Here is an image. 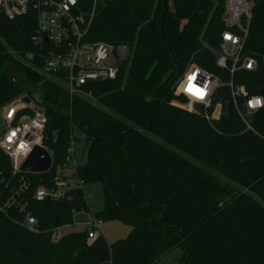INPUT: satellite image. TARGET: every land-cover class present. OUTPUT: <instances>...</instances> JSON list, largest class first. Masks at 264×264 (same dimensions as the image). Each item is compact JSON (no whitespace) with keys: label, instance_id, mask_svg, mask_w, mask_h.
Masks as SVG:
<instances>
[{"label":"trees","instance_id":"trees-1","mask_svg":"<svg viewBox=\"0 0 264 264\" xmlns=\"http://www.w3.org/2000/svg\"><path fill=\"white\" fill-rule=\"evenodd\" d=\"M226 1L79 0L78 14L93 13L85 42L131 49L115 79L84 87L91 97H70L40 65L22 60L35 50L34 12L0 14V110L26 95L46 117L42 146L52 166L28 174L31 190L51 192L56 179L100 183L104 207L94 218L130 227L112 243L88 239L85 230L52 243L49 231L72 225L85 208L81 190L72 188L30 203L36 229L23 228L16 212L0 213V264H156L174 251V264H264V107L251 119L253 133L233 109L208 122L174 104L186 102L175 85L190 65L229 80L215 64ZM244 53L256 68L236 71L233 81L264 99V0H253ZM29 87L39 89L36 97ZM217 94L223 104L230 99L226 88ZM72 140L82 151L68 173ZM0 171H10L1 152Z\"/></svg>","mask_w":264,"mask_h":264},{"label":"built area","instance_id":"built-area-1","mask_svg":"<svg viewBox=\"0 0 264 264\" xmlns=\"http://www.w3.org/2000/svg\"><path fill=\"white\" fill-rule=\"evenodd\" d=\"M78 2L79 0H0V14L13 19L34 12L37 28L31 42L35 50L24 54V61L36 68L40 65V70L46 76L54 78L59 84L62 83L70 97H91L90 93L84 91V87L115 79L120 67L129 60L131 49L125 44L85 42L83 38L93 13L88 18L78 14ZM252 6L253 0L226 1V31L221 35L215 64L217 68L229 74V80L223 81L197 65H190L175 85V93L184 97L187 105L174 104L189 112H197L196 106L201 105L202 110L197 113H202L210 122L222 117L224 104L220 102L217 92L226 88L230 98L229 113L230 109H233L245 131L255 133L251 119L264 107V99L250 95L243 85L233 81L236 71H252L257 65L253 57L244 53ZM214 95L217 96L218 103L213 101ZM24 98L11 101L0 110V152L10 162L9 172L0 171V213H18V222L30 231L37 226L30 210L32 201L60 198L66 190H82L83 184L78 180L56 179L55 189L51 192L41 186L31 190L28 177L30 173H23L20 168L34 147H43L46 117L31 101L23 102ZM254 98L260 99L259 106H255ZM250 101L253 106H250ZM209 109L212 110L211 113ZM26 110H31L32 115H27L24 112ZM78 164L76 143L72 140L63 168L72 173ZM70 182H73V185H70ZM101 224V220L93 219L89 225L83 226L88 239L96 237ZM67 226L50 230V241L59 242L65 235L62 230Z\"/></svg>","mask_w":264,"mask_h":264},{"label":"rangeland","instance_id":"rangeland-1","mask_svg":"<svg viewBox=\"0 0 264 264\" xmlns=\"http://www.w3.org/2000/svg\"><path fill=\"white\" fill-rule=\"evenodd\" d=\"M22 60H24L23 57ZM8 72L10 73V76L15 80V74L13 72V69L9 68ZM60 84L62 85V83ZM29 90L33 92V95L35 97L39 93V89H37V87H29ZM20 97H26V95ZM178 104L180 106H186L187 101L184 103L178 102ZM156 140L158 141V139ZM81 147L82 146L80 144L76 145V151L78 157H80L81 155V151H82ZM219 179L221 180L222 184L230 191L234 192L235 189L237 188L231 182L220 176ZM70 185H73V182H70ZM81 192H82L85 208L80 210L74 215L73 224L65 227L62 230L63 234L83 230V226L89 225L92 222V220L95 219L94 216L96 214L101 213L103 210L104 196L102 191V185L100 183L85 184L82 186ZM129 232H130V227L128 225H125L121 221L116 219H109V220L103 219L102 224L99 227V230L96 232V236L101 235L108 243H112L116 240L124 239L125 237L128 236ZM178 254H179L178 251H174L165 258L161 259L156 264H174L175 258Z\"/></svg>","mask_w":264,"mask_h":264},{"label":"water","instance_id":"water-1","mask_svg":"<svg viewBox=\"0 0 264 264\" xmlns=\"http://www.w3.org/2000/svg\"><path fill=\"white\" fill-rule=\"evenodd\" d=\"M213 101L218 103V98L216 95L213 96ZM23 102L29 103L30 99L25 97ZM197 112H201L202 107L201 105L196 106ZM218 108H216L215 114H217ZM230 115L229 113V103L226 101L223 106L222 117L228 118ZM52 166V159L48 151H46L43 147L36 146L27 157V159L23 162L20 170L23 173H36L42 174L50 170ZM79 196L76 195L74 198H78Z\"/></svg>","mask_w":264,"mask_h":264},{"label":"clouds","instance_id":"clouds-1","mask_svg":"<svg viewBox=\"0 0 264 264\" xmlns=\"http://www.w3.org/2000/svg\"><path fill=\"white\" fill-rule=\"evenodd\" d=\"M73 2H74V0H73ZM254 100H255V106H259L261 104V101L259 98H254ZM249 104H250V106H253L252 101H250Z\"/></svg>","mask_w":264,"mask_h":264}]
</instances>
